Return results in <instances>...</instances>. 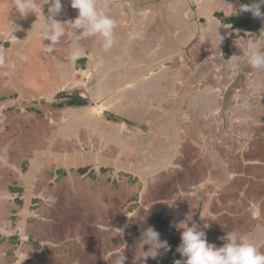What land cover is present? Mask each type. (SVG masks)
I'll return each mask as SVG.
<instances>
[{"label": "rangeland", "instance_id": "1", "mask_svg": "<svg viewBox=\"0 0 264 264\" xmlns=\"http://www.w3.org/2000/svg\"><path fill=\"white\" fill-rule=\"evenodd\" d=\"M189 1L172 4L185 8ZM193 1L194 11L187 8L193 17L183 20L178 12L168 23L171 0H97L116 22L112 48L104 50L99 36L75 37L64 25L48 52L39 14L27 18L32 31L15 30L9 20L16 10L0 0V28L7 29L0 32V264H116L121 254L124 264H174L181 259L176 251L168 262L162 259L170 251L163 250L143 260L149 247L143 233L153 227L161 240L180 244L183 224L193 223L217 247L235 232L264 252V69L247 64L248 42L264 41V16L240 11L254 0ZM36 2L47 17L50 4ZM62 5L56 19L68 23L66 8L69 15L74 9L70 0ZM134 10L136 17L120 25L121 12ZM214 11L224 16L222 25ZM227 19L239 29L232 31ZM158 25L171 32L158 33ZM197 25L222 41L208 47ZM185 31L199 38L188 50L167 45L170 38L180 43ZM231 32L238 37L227 41ZM153 33L167 39L160 47L166 61L172 54L180 61L159 68L166 73L158 81L166 86L160 110L142 115L140 107L128 111L121 95L140 93L131 79L144 69L116 60L140 53ZM207 49L209 56L201 55ZM233 55L239 71L225 62ZM104 93L112 112L102 111ZM70 97L86 105L65 106ZM252 202L260 204L259 218Z\"/></svg>", "mask_w": 264, "mask_h": 264}, {"label": "clouds", "instance_id": "2", "mask_svg": "<svg viewBox=\"0 0 264 264\" xmlns=\"http://www.w3.org/2000/svg\"><path fill=\"white\" fill-rule=\"evenodd\" d=\"M46 4H50L47 17L42 12L43 6H38L36 0H15L13 5L21 18H25L29 14L35 15L38 11L42 18L39 32L41 41L51 42L49 46L43 47L45 51L51 52L53 46L65 35L64 25H68V31L75 37L99 36L102 38L104 50L112 48L115 42L116 22L101 10L97 0H70L71 8L77 10L78 15L68 23H61L56 19L63 9L62 0H46ZM261 4H264V0L243 5L240 11L250 12L254 17H262L264 13L261 12ZM77 30L82 31L77 35ZM12 31L11 27L10 34ZM218 38L220 42L222 37L218 36ZM262 48H264L262 40L254 39L248 42L247 64L250 68L264 69ZM22 59H26V57H22ZM225 62L233 71H239L240 59L238 56L233 55ZM250 210L254 218H259L262 214L259 203L252 202ZM181 229H183L180 235L181 243L176 248L181 259L175 260L174 264H264V252H261L257 245L244 235L228 232L225 237L221 238L226 243L217 247L215 244L208 243L206 233L203 230H198L197 224L193 223L191 226L183 224ZM143 242L149 245L146 251L141 252L143 260L156 259L162 255L161 250L163 253L170 251L168 242L161 240L160 233L153 227H148L144 231ZM124 260L125 257L121 254L116 260V264H124Z\"/></svg>", "mask_w": 264, "mask_h": 264}, {"label": "crops", "instance_id": "3", "mask_svg": "<svg viewBox=\"0 0 264 264\" xmlns=\"http://www.w3.org/2000/svg\"><path fill=\"white\" fill-rule=\"evenodd\" d=\"M5 1H6L7 5L10 6L9 8L12 9L15 0H5ZM64 1L67 2L68 0H64ZM172 1L173 0H171V5L170 6H166L165 5L166 6L165 7V9H166L165 10V13L168 15V18H169V22L168 23H171V22L173 23L177 19L178 12H180L179 13V16H181L182 18H184V17H188L189 18L190 16L195 15L193 12H191V14H189V16H188V12H187V8H189V7H190L189 11H194V9L196 8V4H193L192 3V2H194L193 0H191V2L190 1L187 2V5H186L185 8L183 7V8H178V9H175V6H173ZM1 7H2V4H0V8ZM4 9H6V8H4ZM66 9H67V14L65 15V17L67 18V20L69 22L70 21H73L72 18L75 19L77 17V15H78V12L77 11L75 12V9H74L73 12L69 15L68 8H66ZM11 11L13 12L14 11V8ZM161 11H162V9H161ZM5 12H8V11H5ZM14 12H15V16H13V18H11V20H9V25H13L15 27V30H17V29L23 30L24 29L25 31H32L33 30V26H32V23H31L32 21H31V19H27L28 17H30L31 14H29L25 18H21L16 11H14ZM128 12H127L126 15L124 13H122V12H121V16L119 15V20H121L120 25L122 24V22H123V24L124 23H127V25H128L129 22H131L132 18L136 17V15H137L136 14L137 13L136 10L132 11V13H130V14ZM150 13H148V15H150ZM35 14H38V11ZM152 14H155V11H153ZM0 15H1V12H0ZM151 21H152L151 18L150 19L149 18L147 19L146 23L148 24V26H150L149 23L151 24ZM117 24H119V23H117ZM220 25H222V24L220 23ZM1 26L2 27L0 28V32H3V31H6L7 30L6 28H4L5 25L3 26V23L1 24ZM205 27L208 28L205 25L204 28H203V29H205V31L202 33L201 32L202 26L199 25L197 27V33H199V38H204V39H207L208 36L210 35L212 37L211 39H213V41H210L209 40V41H207L208 43L205 42V44L207 43V46L208 47H211V46L214 45L213 43H216L219 40V38H218L219 34H213V32H207L206 33V28ZM39 29H40V27L38 28V30ZM155 29L154 30L157 31L158 33H160V31L164 32V35H167V33L171 32L170 29L168 27H166L165 25H158L157 27H155ZM148 32H149V28H148ZM158 33H156V34L153 33L151 36H149L151 38L149 39L148 42H146L147 45H144L143 48L140 50V53L137 50L135 53L133 52V53L127 54V56L123 55L124 56L123 59L116 60V61H118V64H120V65H123V64L134 65L135 64L134 62H136L137 64H139L141 66L142 69H144L141 74L140 73H136V76H134L135 78L132 76V79H131V81L133 83H136V82L138 83V85H137V87H136L135 90L137 91V89L140 88V93H138L137 95L134 94L131 97L128 96V95H125V94L124 95H121V97H123V99H122L123 104L127 106L125 108H127L128 111H129V109H130V111H132L133 108L135 109V107H140V108L137 109L138 111H136V112H139V111L141 112L142 111L141 113H142V115H144L147 111H158V110H160L159 109L160 108V102H161V99H160V89H163V87H166V86L161 85V87H160L158 81H160L162 79L165 80L166 73L163 76L162 73L164 71L162 72L163 69L159 70V68L161 66L163 67L165 65V63H167L168 61H171L172 63H174V60L176 62L179 59H178V56L176 57V54H172V56H170V58L171 57L172 58L166 61V58H164L161 55V53H160V47L162 45H164V43L167 41V39L162 40V41H160V40L158 41V38H159L158 35H157ZM186 34H190V33H186ZM228 34H227V36H228ZM174 35H175V33L173 34V36ZM192 36L193 35L185 37L184 38V41L181 42L180 44L178 43L177 39H176V41H174L172 39L173 40L172 41L171 38H170V40H168L169 43H167V45H169V47L170 48H173V49H177L178 46L181 45L182 46V49L188 50V48L190 47V45L192 43H194V42H196V41L199 40V38H197V34H196V39L195 40L192 39ZM221 41H222V39H221ZM207 46L205 47V49L208 48ZM210 53H211V51L209 52L208 49H207L206 52L202 53L201 55H204V56L205 55H208L209 56ZM182 57H183V54H182ZM137 64H135V65H137ZM174 66H176V64ZM177 71H180V70L179 69H176V72ZM165 72L169 73V71H165ZM122 73L123 72H121V74ZM180 73H183V72L180 71ZM113 78L114 79H118L119 77H117L116 75L113 74V76H112L111 79H113ZM178 78H179V75H176L175 78L173 79V84L174 83L177 84ZM123 79H124V77L122 78V80ZM133 88H135V87H133ZM164 90H166V89H164ZM102 95H103V97H102L103 98L102 104H103V106H105L104 109L102 110L103 113L105 111H107V110L109 112H112L111 108L113 107V105H112L113 103H108V102H106V100H104L105 97H106V93H104ZM102 98L101 97H98V98H96V101H99ZM145 102H147V106H144L145 105ZM96 103L99 104L100 102H96ZM96 103H95V105H96ZM94 113H95L94 116L97 117V115H98L97 118H102V117L99 116L98 112L94 111L93 114ZM103 119L107 121V119L105 117ZM125 119H126V117H125ZM97 120H99V119H97ZM129 121H132V120L129 119ZM109 124L113 125V124H116V123H109Z\"/></svg>", "mask_w": 264, "mask_h": 264}, {"label": "trees", "instance_id": "4", "mask_svg": "<svg viewBox=\"0 0 264 264\" xmlns=\"http://www.w3.org/2000/svg\"><path fill=\"white\" fill-rule=\"evenodd\" d=\"M254 2H258V0H254ZM262 7H263V4H262ZM262 7H261V9H262ZM245 14V13H244ZM215 17H218V18H220V20L221 19H223L224 18V16L221 14V13H216L215 14ZM223 17V18H222ZM225 20V19H224ZM247 23H249V21H246ZM226 24H229L230 25V29L233 31V30H237V28L239 29V27H238V24H237V22L235 21V20H230V19H227L226 20V22H225ZM256 31V30H255ZM242 32V31H241ZM253 32V31H252ZM238 34L236 33V32H231L230 34H229V37H228V40L227 41H231L232 39L234 40L236 37H238L237 36ZM83 61H85V58H81V62H78V63H80V67H81V65H83ZM86 105V101H84L83 99H81V98H79V97H70L67 101H66V103H65V106H67V107H81V106H85ZM114 119V118H113ZM173 243V244H172ZM170 244H171V250H170V252L168 253V255H166V256H164L163 257V261L164 262H168V261H170L171 260V258H172V255H171V253H173V251L175 252L176 251V248L179 246V244L176 242V241H171L170 242ZM169 244V245H170Z\"/></svg>", "mask_w": 264, "mask_h": 264}, {"label": "flooded vegetation", "instance_id": "5", "mask_svg": "<svg viewBox=\"0 0 264 264\" xmlns=\"http://www.w3.org/2000/svg\"><path fill=\"white\" fill-rule=\"evenodd\" d=\"M212 8H213V7H212ZM208 9H209L210 12L212 11V9H211V10H210V8H208ZM214 10H215V9H214ZM215 12H216V11L213 12V16L211 15V16L214 17V18H215ZM193 16H194V15H193ZM193 16H192V17H193ZM209 17H210V16H209ZM185 18H186V17H185ZM185 18H183V20H184ZM216 18H217L219 24H220V23L223 24V22L220 20V18H218V17H216ZM219 20H220L221 22H220ZM181 23H182V25H183V21H181ZM206 26H207V25H206ZM178 27H180V26L178 25ZM182 27H183V26H182ZM182 27H181V29H182ZM204 31H205V29H202V30H201L202 33H203ZM185 32H186V31H185ZM195 32H196V29H195ZM186 33H187V32H186ZM213 34H214V33H213ZM186 35H187V36L194 35V32L192 31L190 34H186ZM181 38H182V37H181ZM211 38H212V37L209 35L207 39L210 40V41H213V39H211ZM192 39L195 40V39H196V36H193ZM183 41H184V39L181 40L180 43L183 42ZM180 43H179V44H180ZM103 107H105V106L102 105V108H103ZM112 119H113V118H112ZM113 120H114V119H113ZM109 121H112V120H109Z\"/></svg>", "mask_w": 264, "mask_h": 264}, {"label": "bare ground", "instance_id": "6", "mask_svg": "<svg viewBox=\"0 0 264 264\" xmlns=\"http://www.w3.org/2000/svg\"><path fill=\"white\" fill-rule=\"evenodd\" d=\"M103 101V100H102ZM97 102H101V101H97ZM102 103V102H101Z\"/></svg>", "mask_w": 264, "mask_h": 264}]
</instances>
